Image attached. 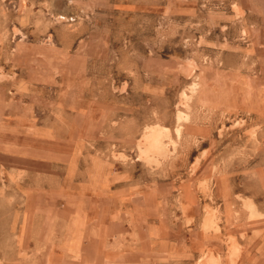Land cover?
<instances>
[{"label": "rangeland", "instance_id": "374dc122", "mask_svg": "<svg viewBox=\"0 0 264 264\" xmlns=\"http://www.w3.org/2000/svg\"><path fill=\"white\" fill-rule=\"evenodd\" d=\"M179 230L264 264V0H0V264Z\"/></svg>", "mask_w": 264, "mask_h": 264}, {"label": "crops", "instance_id": "0c3cea01", "mask_svg": "<svg viewBox=\"0 0 264 264\" xmlns=\"http://www.w3.org/2000/svg\"><path fill=\"white\" fill-rule=\"evenodd\" d=\"M186 204L196 210V207L201 204V197L193 196ZM181 230L178 231L177 239L171 241L158 242V239L149 237L145 248L150 251H146V254L142 250L129 252L116 248L105 251L104 256L107 255V258L103 257V264H186L187 259L196 258L201 254L197 248L201 241V235L199 237V234L194 232L187 235L185 231ZM149 242L152 245L149 246Z\"/></svg>", "mask_w": 264, "mask_h": 264}]
</instances>
